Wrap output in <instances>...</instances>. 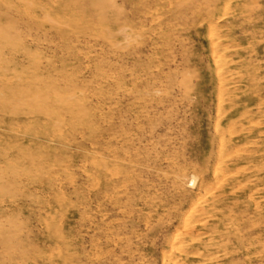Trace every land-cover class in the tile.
Listing matches in <instances>:
<instances>
[{"label": "rangeland", "instance_id": "obj_1", "mask_svg": "<svg viewBox=\"0 0 264 264\" xmlns=\"http://www.w3.org/2000/svg\"><path fill=\"white\" fill-rule=\"evenodd\" d=\"M245 1L0 0V264H264V0Z\"/></svg>", "mask_w": 264, "mask_h": 264}, {"label": "bare ground", "instance_id": "obj_2", "mask_svg": "<svg viewBox=\"0 0 264 264\" xmlns=\"http://www.w3.org/2000/svg\"><path fill=\"white\" fill-rule=\"evenodd\" d=\"M69 1H70V0H69ZM73 1L75 2V0H73ZM92 1H93V0H92ZM143 1H144V0H143ZM161 1H162V0H161ZM174 1H175V0H174ZM190 1H191V0H190ZM244 1H245V0H244ZM247 1H249V0H247ZM256 1H257V0H256ZM64 2H65V1H64ZM67 2H68V1H67ZM163 2H164V1H163ZM219 2H220V1H219ZM245 2H246V1H245ZM98 3H99V2H98ZM169 3H171L170 0H169ZM174 3H175V2H174ZM187 3H188V2H187ZM249 3H250V1H249ZM249 3H248V4H249ZM258 3H259V1H258ZM77 4H79V3H77ZM219 4H220V3H219ZM256 4H257V3H256ZM134 5H135V4H134ZM161 5H162V4H161ZM161 5H160V6H161ZM173 5H174V4H173ZM173 5H172V6H173ZM186 5H187V4H186ZM203 5H204V4H203ZM217 5H218V4H217ZM227 5H229V4H227ZM227 5H225V6H227ZM243 5H245V4H243ZM249 5H250V4H249ZM77 6H78V5H77ZM163 6H165V5H163ZM183 6H185V5H183ZM240 6H241V5H240ZM255 6H256V5H255ZM62 7H63V6H62ZM202 7H203V6H202ZM227 7H228V6H227ZM238 7H239V5H238ZM238 7H236L237 10H238ZM241 7H242V6H241ZM166 8H167V7H166ZM239 8H240V7H239ZM247 8H248V7H247ZM155 9H156V8H155ZM202 9H204V8H202ZM202 9H201V12H202ZM207 9H208V8H207ZM207 9H206V10H207ZM226 9H230V8H226ZM226 9H225V10H226ZM251 9H252V8H251ZM185 10H186V9H185ZM190 10H192V9H190ZM206 10H205V11H206ZM62 11H63V10H62ZM153 11H154V10H153ZM155 11H156V10H155ZM177 11H178V10H177ZM182 11H183V10H182ZM195 11H196V10H195ZM255 11H256V10H255ZM257 11H258V10H257ZM259 11H261V10H259ZM156 12H157V11H156ZM215 12H216V11H215ZM237 12H238V11H237ZM250 12H251V11H250ZM253 12H254V10H253ZM153 13H154V12H153ZM170 13H171V12H170ZM174 13H176V12H174ZM184 13H185V11H184ZM195 13H196V12H195ZM203 13H204V12H203ZM203 13H202V14H203ZM207 13H208V12H206V14H207ZM212 13H213V12H212ZM247 13H248V12H247ZM247 13H246V14H247ZM254 13H255V12H254ZM254 13H253V14H254ZM150 14H151V13H150ZM154 14H155V13H154ZM156 14H157V13H156ZM166 14H167V13H166ZM186 14H187V13H186ZM188 14H189V13H188ZM197 14H198V10H197ZM199 14L202 15L201 13H199ZM208 14H209V13H208ZM208 14H207V15H208ZM249 14H250V13H249ZM253 14H252V15H253ZM167 15H168V14H167ZM172 15H174V14H172ZM183 15H184V14H183ZM193 15H194V14H193ZM204 15H205V14H204ZM211 15H212V14H211ZM237 15H238V14H237ZM259 15H263V16H264L263 13H261V14H259ZM149 16H150V15H149ZM168 16H169V15H168ZM186 16H187V15H186ZM186 16H185V17H186ZM189 16H190V15H189ZM197 16H198V15H197ZM208 16H209V15H208ZM225 16H226V15H225ZM229 16H230V15H229ZM257 16H258V15H257ZM257 16H255V18H256ZM157 17H159V16H157ZM164 17H165V15H164ZM172 17H173V16H172ZM187 17H188V16H187ZM226 17H227V16H226ZM251 17H252V16H251ZM223 18H224V17H223ZM239 18H240V17H239ZM260 18H261V17H260ZM260 18H259V19H260ZM152 19L154 20V18H152ZM156 19H157V18H156ZM176 19H177V18H176ZM189 19H190V18H189ZM198 19H199V17H198ZM218 19H219V18H218ZM236 19H237V18H236ZM262 19H263V18H261V20H262ZM158 20H159V19H158ZM170 20H172V19H170ZM170 20H169V21H170ZM214 20H215V19H214ZM234 20H235V19H234ZM244 20H245V19H244ZM251 20H252V19H251ZM255 20H256V19H255ZM177 21H178V20H177ZM192 21H193V20H192ZM236 21L238 22V19H237ZM249 21H250V20H249ZM252 21H253V20H252ZM259 21H260V20H259ZM155 22H157V21H155ZM162 22H163V21H162ZM167 22H168V21H167ZM171 22L173 23V21H171ZM181 22H186V21H181ZM217 22H218V21H217ZM225 22H226V21H225ZM241 22H242V21H241ZM250 22H251V21H250ZM263 22H264V21H263ZM160 23H161V22H160ZM160 23H159V25H160ZM163 23H165V22H163ZM172 23H171V24H172ZM177 23H179V22H177ZM187 23H188V22H187ZM234 23H235V22H234ZM238 23H239V22H238ZM242 23H244V22H242ZM140 24H142V23L140 22ZM145 24L147 25V23H145ZM156 24H157V23H156ZM156 24H155V25H156ZM171 24H170V25H171ZM199 24L201 25L202 23H199ZM199 24H198V25H199ZM224 24H225V23H224ZM224 24H223V26H224ZM230 24H232V23L230 22ZM235 24H236V23H235ZM240 24H241V23H240ZM133 25H134V23H133ZM136 25H137V24H136ZM142 25H143V24H142ZM163 25H164V24H163ZM167 25H168V24H167ZM187 25H188V24H187ZM192 25H193V24H192ZM204 25H205V24H204ZM227 25H228V24H227ZM246 25H248V24H246ZM254 25L260 27V25H256V24H254ZM261 25H262V24H261ZM128 26H129V25H128ZM134 26H135V25H134ZM134 26H133V28H134ZM147 26H148V25H147ZM149 26H150V25H149ZM173 26H175V25H173ZM173 26H171V27L173 28ZM210 26H212V25H210ZM221 26H222V25H221ZM231 26H232V25H231ZM231 26H230V27H231ZM234 26H236V25H234ZM150 27H151V26H150ZM166 27H168V26H166ZM185 27H186V26H185ZM214 27H216V26L214 25ZM214 27L212 26V28H214ZM247 27H248V26H247ZM127 28H128V27H127ZM129 28H130L131 30H133L131 27H129ZM136 28H137V27H136ZM145 28H146V27H145ZM183 28H184V27H183ZM188 28H189V27H188ZM188 28H187V29H188ZM227 28H228V27H227ZM232 28H233V26H232ZM242 28H243V27H242ZM262 28H263V26H262ZM137 29H138V28H137ZM156 29H157V28H156ZM159 29H160V28H159ZM164 29H165V28H164ZM181 29H182V28H181ZM209 29H210V28H209ZM259 29H260V28H259ZM127 30H128V29H127ZM160 30H161V29H160ZM168 30H169V29H168ZM183 30H184V29H183ZM189 30H190V29H189ZM210 30H211V29H210ZM245 30H246V29H245ZM247 30H249V29H247ZM253 30H254V29H253ZM143 31H144V30H143ZM155 31H156V30H154V32H155ZM190 31H191V30H190ZM250 31H251V30H250ZM255 31H256V30H255ZM258 31H259V30H258ZM262 31H263V30H262ZM131 32H132V31H131ZM131 32H130V33H131ZM134 32H135V31H134ZM210 32H211V31H210ZM210 32H209V33H210ZM227 32H228V31H227ZM135 33H136V32H135ZM176 33H178V32H176ZM189 33H190V32H189ZM211 33H212V32H211ZM213 33H214V32H213ZM240 33H241V32H240ZM164 34H168V36H170V35H169V32H168V33H164ZM174 34H175V32H174ZM214 34H215V33H214ZM257 34H258V33H257ZM133 35H135V34H133ZM133 35H132V36H133ZM137 35H138V34H136V36H137ZM156 35H157V34H156ZM159 35H160V33H159ZM220 35H221V34H220ZM230 35H231V34H230ZM236 35H237V34H236ZM243 35H244V34H243ZM129 36H130V35H129ZM174 36H175V35H174ZM182 36H185V35L183 34ZM201 36H202V35H201ZM201 36H200V37H201ZM212 36H213V35H212ZM133 37L135 38V36H133ZM156 37H157V36H156ZM166 37H167V36H166ZM177 37H178V36H177ZM192 37H194V36H192ZM202 37H204V36H202ZM209 37H211V36H209ZM231 37H233V36H231ZM262 37H263V36H262ZM148 38H149V36H148ZM148 38H147V39H148ZM170 38H172V37H170ZM179 38H180V37H179ZM190 38H191V37H190ZM195 38H196V37H195ZM195 38H194V39H195ZM211 38H212V37H211ZM239 38H240V37H239ZM126 39H127V38H126ZM140 39H141V38H140ZM149 39H150V38H149ZM180 39H181V38H180ZM237 39H238V38H237ZM242 39L245 40L246 38H245V39L242 38ZM150 40H151V39H150ZM155 40H156V38H155ZM166 40H167V39H166ZM177 40H178V38H177ZM190 40H191V39H190ZM196 40H197V38H196ZM260 40H261V39H260ZM263 40H264V39H263ZM171 41H172V40H171ZM238 41H239V40H238ZM261 41H262V40H261ZM147 42H148V41H147ZM162 42L164 43V41H162ZM167 42H168V41H167ZM194 42H195V41H194ZM148 43H149V42H148ZM203 43H204V42H203ZM214 43H215V41H214ZM214 43H213V44H214ZM216 43H217V42H216ZM218 43H219V42H218ZM253 43H254V42H253ZM260 44H262V43H260ZM260 44H259V46H263V45H260ZM151 45H152V44H151ZM211 45H212V43H211ZM214 45H215V44H214ZM214 45H213V46H214ZM199 46H200V44H199ZM209 46H210V45H209ZM140 47H141V46H140ZM140 47H139L138 49H140ZM146 47H147V46H146ZM177 47H178V46H177ZM200 47H201V46H200ZM230 47H231V46H230ZM238 47H239V46H238ZM147 48H149V47H147ZM151 48H152V47H151ZM195 48H196V47H195ZM203 48H204V47H203ZM212 48H213V47H212ZM155 49H156V48H155ZM198 49H199V48H198ZM240 49H241V48H240ZM258 49H259V48H258ZM149 50H150V49H149ZM212 50H213V49H212ZM255 50H256V49H255ZM259 50H260V49H259ZM132 51H133V50H132ZM139 51H140V50H139ZM144 51H145V50H144ZM152 51H154L153 48H152ZM176 51L178 52V50H176ZM176 51H175V52H176ZM181 51H182V50H181ZM214 51H216V50H214ZM214 51H213V53H214ZM244 51H245V50H244ZM149 52H151V51H149ZM149 52H148V53H149ZM155 52H156V51H155ZM166 52H167V51H166ZM193 52H194V50H193ZM241 52H242V51H241ZM246 52H247V51H246ZM164 53H165V52H164ZM167 53H169V52H167ZM167 53H166V54H167ZM180 53H181V52H180ZM213 53H212V57H214V56H213V55H214ZM238 53H239V52H238ZM259 53H260V51H259ZM155 54H156V53H155ZM234 54H236V53H234ZM250 54H253V53H250ZM250 54H249V55H250ZM174 55H175V53H174ZM180 55H181V54H180ZM193 55H194V54H193ZM197 55H198V53H197ZM197 55H196V56H197ZM222 55H223V52H222ZM231 55H232V54H231ZM236 55H237V54H236ZM239 55H240V54H239ZM245 55H246V54H245ZM257 55H259V54H257ZM167 56H169V55H167ZM200 56H201V54H200ZM220 56H221V55H220ZM228 56H229V55H228ZM240 56H241V55H240ZM254 56H255V55H253V57H254ZM157 57H158V56H157ZM179 57H180V56H179ZM179 57H178V58H179ZM194 57H195V56H194ZM210 57H211V56H210ZM218 57H219V56H218ZM245 57H246V56H245ZM153 58H154V57H153ZM200 58H201V57H200ZM214 58H215V57H214ZM238 58H239V57H238ZM256 58H257V57H256ZM151 59H152V58H151ZM194 59H195V58H194ZM233 59H234V58H233ZM241 59H242V58H241ZM241 59H240V60H241ZM254 59H255V58H254ZM138 60H139V58H138ZM141 60H142V59H141ZM143 60H145V58H144ZM143 60H142V61H143ZM149 60H150V59H149ZM177 60H178V59H177ZM179 60H180V59H179ZM214 60H215V59H214ZM250 60H252V58H251ZM258 60H259V59H258ZM262 60H263V58H262ZM262 60H260V61H262ZM167 61H168V60H167ZM237 61H238V59H237ZM131 62H132V60H131ZM156 62H157V61H156ZM162 62H163V61H162ZM193 62H194V61H193ZM196 62H201V61H196ZM214 62L216 63V61H214ZM256 62H258V61H256ZM165 63H166V61H165ZM218 63H219V62H218ZM238 63H239V62H238ZM262 63L264 64V62H262ZM133 64H134V63H133ZM146 64H147V63H146ZM161 64H162V63H161ZM194 64H195V63H194ZM194 64H193V65H194ZM200 64H201V63H200ZM243 64H244V63H243ZM246 64L249 66L251 63H250V64H249V63H246ZM258 64H259V63H257L256 65H258ZM162 65H163V64H162ZM170 65H171V64H170ZM191 65H192V64H191ZM197 65H198V64H197ZM259 65H260V64H259ZM140 66H141V65H140ZM145 66H146V65H145ZM208 66H209V65H208ZM232 66H233V64H232ZM262 66H263V65H262ZM136 67H137V66H136ZM156 67H157V66H156ZM191 67L193 68V66H191ZM201 67H202V66H201ZM243 67H244V66H243ZM260 67H261V66H260ZM137 68H138V67H137ZM141 68H143V67H141ZM146 68H147V67H146ZM196 68H197V67H196ZM209 68H210V67H209ZM233 68H234V67H233ZM170 69H172V67H171ZM180 69H181V68H180ZM219 69H221V67H219ZM219 69H218V72L220 71ZM230 69H231V68H230ZM242 69H243V68H242ZM246 69H248V68H246ZM249 69H250V68H249ZM254 69H255V67H254ZM257 69H260V68H257ZM263 69H264V67H263ZM143 70H145V69H143ZM152 70H153V69H152ZM200 70H202V69H200ZM203 70H204V69H203ZM235 70H236V69H235ZM252 70H253V69H252ZM156 71H157V70H156ZM205 71H206V70H205ZM228 71H229V70H228ZM253 71H254V70H253ZM253 71H252V72H253ZM128 72H129V71H128ZM138 72H139V71H137V73H138ZM141 72H142V71H141ZM141 72H140V73H141ZM188 72H189V71H188ZM242 72H244V71L242 70ZM254 72H255V71H254ZM256 72H257V71H256ZM140 73H138V74H140ZM147 73H148V71H147ZM155 73H156V72H155ZM160 73H162V72H160ZM205 73H207V72H205ZM244 73H246V72H244ZM209 74H210V73H209ZM174 75H175V74H174ZM217 75H218V74H217ZM248 75H249V74H248ZM200 76H201V75H200ZM256 76H258V75H256ZM256 76H254V77H256ZM250 77H251V76H250ZM262 77H263V76H262ZM262 77H261V78H262ZM171 78H173V77L171 76ZM171 78H170V79H171ZM232 78H234V77L232 76ZM248 78H249V77H248ZM196 79H197V78H196ZM206 79H207V78H206ZM212 79H213V77H212ZM251 79H252V78H251ZM254 79H255V78H254ZM254 79H253V81H255ZM139 80H140V79H139ZM256 80H257V79H256ZM130 81H131V80H130ZM130 81H129V82H130ZM149 81H150V80H149ZM173 81H174V80H173ZM173 81H172L171 84H173ZM196 81H197V80H196ZM199 81H200V80H199ZM240 81H241V80H240ZM246 81H247V79H246ZM132 82H133V80H132ZM244 82H245V81H244ZM133 83H134V82H133ZM165 83H166V82H165ZM193 83H195V82L193 81ZM196 83H197V82H196ZM199 83H200V82H199ZM199 83H198V85H199ZM203 83H204V82H203ZM203 83H202V84H203ZM249 83H251V82H249ZM259 83H260V82H259ZM261 83H262V81H261ZM190 84H191V83H190ZM225 84H226V83H225ZM133 85H134V84H133ZM173 85H174V84H173ZM212 85H213V84H212ZM246 85H247V84H246ZM140 86H141V85H140ZM142 86H143V85H142ZM171 86H172V85H171ZM175 86H176V85H175ZM193 86H195V85H193ZM193 86H192V87H193ZM218 86H220V85L218 84ZM256 86H257V85H256ZM258 86H259V85H258ZM261 87H262V86H261ZM134 88H135V87H134ZM221 88H222V87H221ZM255 88H256V87H255ZM190 89H191V88H190ZM196 89H197V87H196ZM196 89H195V90H196ZM198 89H201V88H198ZM209 89H210V88H209ZM175 90H176V89H175ZM253 90H254V89H253ZM159 91H160V90H159ZM257 91H259V90H257ZM200 92H201V90H200ZM204 92H205V91H204ZM218 92H219V90H218ZM243 92H245V91H243ZM243 92H241V93H243ZM249 92H250V90H249ZM191 93H192V92H191ZM198 93H199V92H198ZM206 93H207V92H206ZM220 93H221V92H220ZM220 93H219V94H220ZM245 93H246V92H245ZM140 94H141V93H140ZM145 95H146V94H145ZM148 95H149V94H148ZM233 95H234V94H233ZM237 95H238V94H237ZM239 95H240V94H239ZM162 96H163V95H162ZM195 96H196V95H195ZM221 96H222V95H221ZM240 96H241V95H240ZM157 97H158V95H157ZM160 97H161V96H160ZM196 97H197V96H196ZM219 97H220V95H219ZM219 97H218V98H219ZM250 97H251V96H250ZM213 98H214V97H213ZM251 98H252V97H251ZM131 99H133V98H131ZM168 99H169V98H168ZM168 99H167V100H168ZM198 99H199V97H198ZM202 99H203V98H202ZM158 100H159V99H158ZM220 100H221V99H220ZM220 100H218V101H220ZM242 100H243V98H242ZM242 100H240V101H242ZM246 100H248V99L246 98ZM250 100H251V99H250ZM252 100H253V98H252ZM178 101H179V100H178ZM185 101H187V100H185ZM244 101H245V100H244ZM129 102H130V100H129ZM133 102H134V101H133ZM172 102H173V101H172ZM203 102H204V101H203ZM203 102H202V103H203ZM234 102H235V101H234ZM242 102H243V101H242ZM194 103H195V102H194ZM198 103H199V102H198ZM217 103H218V102H217ZM222 103H223V102H222ZM129 104H130V103H129ZM154 104H155V103H154ZM171 104H172V103H171ZM239 104H240V103H239ZM148 105H149V104H148ZM167 105H168V104H167ZM179 105H180V104H179ZM202 105H203V104H202ZM236 105H237V104H236ZM245 105H247V103H246ZM245 105H244V106H245ZM175 106H176V105H175ZM209 106H210V105H209ZM217 106H220V104L217 105ZM240 106L242 107V105H240ZM247 106H248V105H247ZM253 106H254V105H253ZM151 107H152V106H151ZM173 107H174V106H173ZM182 107H183V106H182ZM185 107H186V106H185ZM185 107H183V108H185ZM245 107H246V106H245ZM212 108H213V106H212ZM219 108H220V107H219ZM219 108H217V110H218ZM237 108H238V107H237ZM237 108L235 107V109H237ZM162 109H163V107H162ZM177 110H178V109H177ZM179 110H180V108H179ZM196 110H197V109H195V111H196ZM198 110H199V109H198ZM207 110H208V109H207ZM208 111H209V110H208ZM218 111H219V110H218ZM258 111H259V110H258ZM154 112H155V114H156V111H154ZM177 112H178V111H177ZM190 112H191V111H190ZM190 112H189V113H190ZM193 112H194V111H193ZM216 113H217V112H216ZM193 114H194V113H193ZM214 114H215V113H214ZM218 114H219V113H218ZM218 114H217V115H218ZM227 115H228V114H226V116H227ZM157 116H158V115H157ZM189 116H190V115H189ZM206 116H207V115H206ZM209 116H210V115H209ZM213 116H215V115H213ZM226 116H225V117H226ZM207 117H208V116H207ZM219 117H220V116H219ZM200 118H201V117H200ZM216 118H217V117H216ZM195 119H196V118H195ZM211 119H212V118H211ZM191 120H192V119H191ZM210 121H211V120H210ZM213 121H214V120H213ZM259 121H260V120H259ZM205 122H206V120H205ZM254 122H255V121H254ZM216 123H217V122H216ZM216 123H215V124H216ZM252 123H253V122H252ZM255 123H257V121H256ZM203 125H204V127H205V124H203ZM237 125H238V124H237ZM220 126H221V125H220ZM222 127H223V126H222ZM202 128H203V127H202ZM212 128H216V126H215V127H212ZM224 128H225V127H224ZM199 129H200V128H199ZM210 129H211V128H210ZM220 129H221V128H220ZM220 133H221V132H220ZM208 134H209V133H208ZM207 136H208V135H207ZM210 136H211V135H210ZM212 137H213V136H212ZM221 138H222V137H221ZM202 139H203V138H202ZM255 139H256V138H255ZM231 140H232V139H231ZM198 141H199V140H198ZM230 142H231V141H230ZM208 143H209V142H208ZM211 143H212V142H211ZM215 143H216V141H215ZM219 143H220V142H219ZM199 144H200V143H199ZM201 144H202V143H201ZM206 144H207V143H206ZM221 144H222V143H221ZM144 146H145V145H144ZM243 146H244V145H243ZM247 146H248V145H247ZM209 147H210V146H209ZM212 147H213V146H212ZM244 147H245V146H244ZM213 148H215V147H213ZM237 148H238V147H237ZM242 148H243V147H242ZM240 149H241V148H240ZM216 150H217V149H216ZM242 150H243V149H242ZM262 150H263V149H262ZM262 150H261V151H262ZM205 151H206V150H205ZM231 151H232V150H231ZM203 152H204V151H203ZM240 152H241V151H240ZM139 153H140V152H139ZM205 153H206V152H205ZM215 153H216V152H215ZM242 153H243V151H242ZM260 153H261V152H260ZM263 153H264V152H263ZM256 154H257V153H256ZM256 154L253 153V155H256ZM190 156H192V155H190ZM190 156H189V157H190ZM217 156H218V155H217ZM238 156H240V154L237 155V157H238ZM243 156H244V155H243ZM219 157H220V156H219ZM235 157H236V156H235ZM256 157H257V156H256ZM259 157H260V156H259ZM239 158H240V157H239ZM263 158H264V157L262 156V159H263ZM159 159H160V158H159ZM216 159H217V158H216ZM220 159H221V158H220ZM231 159H232V158H231ZM241 159H242V158H241ZM255 159H256V158H255ZM258 159L260 160L261 158H258ZM178 160H179V159H178ZM186 160H187V159H186ZM229 160H230V159H229ZM259 160H258V161H259ZM164 161H165V159H164ZM164 161H163V162H164ZM174 161H175V160H174ZM102 162H103V161H102ZM183 162H184V161H183ZM206 162H207V160H206ZM217 162L219 163L220 161H217ZM244 162H245V161H244ZM249 162H250V161H249ZM255 162H256V161H255ZM189 163H190V162H189ZM227 163H228V162H227ZM234 163H235V162H234ZM236 163H237V161H236ZM246 163L248 164L247 161H246ZM256 163H257V162H256ZM256 163H255V164H256ZM178 164H180V163H178ZM186 164H187V163H186ZM212 164H213V163H212ZM228 164H229V163H228ZM228 164H227V165H228ZM232 164H233V162H232ZM238 164H239V163H238ZM249 164H250V163H249ZM249 164H248V165H249ZM158 165H159V164H158ZM161 165H162V163H161ZM163 165H164V163H163ZM163 165H162V166H163ZM190 165H191V163H190ZM217 165H218V164H217ZM243 165H245V164H243ZM253 165H254V164H253ZM257 165H258V164H257ZM257 165H256V166H257ZM140 166H144V165L142 164V165H140ZM176 166H177V165H176ZM182 166H184V165H182ZM212 166H213V165H212ZM214 166H216V165H214ZM104 167H105V166H104ZM145 167H146V166H145ZM189 167H190V166H189ZM262 167H263V165H262ZM146 168H147V167H146ZM173 168H174V166H173ZM175 168H176V167H175ZM182 168H183V167H182ZM148 169H149V168H148ZM178 169H179V168H178ZM178 169H176V170H177V171H176L177 173H178ZM186 169H187V168H186ZM192 169H193V168H192ZM209 169H210V168H209ZM211 169H212V168H211ZM233 169H234V168H233ZM236 169H237V168H236ZM259 169H260V168H259ZM261 169H262V168H261ZM156 170H157V169H156ZM158 170H161V169H158ZM179 170H180V169H179ZM217 170H218V169H217ZM217 170H216V171H217ZM162 171H163V170H162ZM187 171H191V170H187ZM194 171H195V170H194ZM210 171H211V170H210ZM220 171H221V170H220ZM223 171H224V170H223ZM225 171H226V170H225ZM142 172H143V171H142ZM248 172H249V171H248ZM263 172H264V171H263ZM135 173H136V172H135ZM143 173H144V172H143ZM143 173H141V175H142ZM145 173H146V172H145ZM160 173H162V172L160 171ZM177 173H176V174H177ZM194 173H195V172H194ZM194 173H193L194 176L197 175L196 173H195V174H194ZM207 173H208V172H207ZM210 173H211V172H210ZM212 173H213V172H212ZM216 173H217V172H216ZM221 173H222V171H221ZM228 173H229V172H228ZM241 173H242V169H241ZM255 173H257V172H255ZM259 173H260V171H259ZM81 174H82V173H81ZM88 174H89V173H88ZM176 174H175V176H176ZM186 174H187V173H186ZM190 174H191V173H190ZM243 174H244V173H243ZM246 174H247V173H246ZM251 174H252V173H251ZM83 175H84V174H83ZM157 175H158V174H157ZM162 175H163V174H162ZM191 175H192V174H191ZM200 175H201V174H200ZM215 175H216V174H215ZM240 175H242V174H240ZM262 175H263V174H262ZM136 176H137V175H136ZM194 176H193V177H194ZM198 176H199V175H198ZM198 176H197V177L195 176V177L198 178ZM257 176H258V175H257ZM147 177H148V176H147ZM176 177H177V176H176ZM176 177H174V178H176ZM199 177H200V176H199ZM203 177H204V176H203ZM203 177H202V179H203ZM212 177H213V176H212ZM242 177H243V176H242ZM246 177H247V176H246ZM140 178H141V177H140ZM177 178H178V177H177ZM177 178H176V179H177ZM181 178H182V177H181ZM185 178H186V176H185ZM190 178H191V176H190ZM190 178H189V179H190ZM236 178H237V177H236ZM247 178H248V177H247ZM23 179H24V178H23ZM135 179H136V177H135ZM160 179H161V178H160ZM182 179H183V178H182ZM191 179H192V178H191ZM194 179H195V178H193V180H192L193 182H194ZM208 179H209V178H208ZM213 179H214V178H213ZM232 179H233V178H232ZM238 179H239V178H238ZM105 180H106V179H105ZM107 180H108V179H107ZM195 180H196V179H195ZM215 180H218V179H215ZM215 180H214V181H215ZM222 180H224V179H222ZM240 180H241V179H240ZM78 181H79V180H78ZM82 181H83V180H81V182H82ZM96 181H97V180H96ZM121 181H122V180H121ZM124 181H125V180H124ZM138 181H139V180H138ZM140 181H141V180H140ZM151 181H152V180H151ZM166 181H167V180H166ZM180 181L182 182V180H180ZM192 181H191V183H192ZM91 182H92V180H91ZM174 182H175V181H174ZM188 182H189V181H188ZM205 182H206V181H205ZM207 182H208V181H207ZM216 182H217V181H216ZM253 182H254V181H253ZM256 182L258 183V181H256ZM263 182H264V181H263ZM85 183H86V181H85ZM92 183H93V182H92ZM134 183H135V182H134ZM159 183H160V182H159ZM168 183H169V182H168ZM175 183H177V182H175ZM175 183H174V184H175ZM178 183H179V181H178ZM223 183H224V182H223ZM234 183H235V182H234ZM245 183H246V181H245ZM251 183H252V182H251ZM97 184H98V183H97ZM152 184H153V183H152ZM201 184H202V183H201ZM203 184H204V183H203ZM225 184H226V183H225ZM262 184H264V183H262ZM81 185H82V184H81ZM91 185H92V184H91ZM142 185H143V184H142ZM154 185H157V184H154ZM160 185H161V184H160ZM179 185H182V184L179 183ZM179 185H178V186H179ZM194 185H195V184H194ZM204 185H205V184H204ZM241 185H242V184H241ZM95 186H96V185H95ZM195 186H196V185H195ZM205 186H206V185H205ZM205 186H203V188H204ZM207 186H208V185H207ZM212 186H213V185H212ZM228 186H229V184H228ZM242 186H243V185H242ZM257 186H258V184H257ZM263 186H264V185H263ZM140 187H141V186H140ZM145 187H146V186H145ZM164 187H165V186H164ZM196 187H197V186H196ZM213 187H216V186H213ZM230 187H231V186H230ZM85 188H88V187H85ZM93 188H94V185H93ZM93 188H92V189H93ZM96 188H97V187H96ZM158 188H159V187H158ZM222 188H223V187H222ZM243 188H244V187H243ZM105 189L107 190L108 188H105ZM159 189H160V188H159ZM185 189H186V188H185ZM197 189H198V187H197ZM258 189H260V188L258 187ZM263 189H264V188H263ZM82 190H83V189H82ZM88 190H89V189H88ZM113 190H114V189H113ZM113 190H112V192H113ZM134 190H135V189H134ZM181 190H182V189H181ZM213 190H214V189H213ZM222 190H223V189H222ZM132 191H133V190H132ZM179 191H180V190H179ZM205 191H206V190H205ZM205 191H204V192H205ZM214 191H215V190H214ZM214 191H213V192H214ZM223 191H225V190H223ZM180 192H181V191H180ZM182 192H183V191H182ZM210 192H211V191H210ZM225 192H226V191H225ZM90 193H91V192H90ZM90 193H89V194H90ZM116 193H117V192H116ZM154 193H155V192H154ZM184 193H185V192H184ZM217 193H218V192H217ZM108 194H109V193H108ZM120 194H121V193H120ZM122 194H124V193H122ZM214 194H215V192H214ZM87 195H88V194H87ZM92 195H93V194H92ZM100 195H101V194H100ZM234 195H235V194H234ZM237 195H238V194H237ZM240 195H241V194H240ZM259 195H263V194H259ZM104 196H106V195H104ZM117 196H118V195H117ZM137 196H138V195H137ZM223 196H224V195H223ZM229 196H230V195H229ZM231 196H232V195H231ZM242 196H244V195H242ZM242 196H241V198H242ZM257 196H258V195H257ZM80 197H82V196H80ZM86 197H87V196H86ZM88 197H89V196H88ZM90 197H91V196H90ZM111 197H113L112 194H111ZM111 197H110V198H111ZM148 197H150V196H148ZM189 197H190V196H189ZM200 197H201V196H200ZM232 197H233V196H232ZM84 198H85V197H84ZM94 198H95V197H94ZM94 198H93V199H94ZM151 198H152V197H151ZM201 199H202V197H201ZM226 199H227V198H226ZM248 199H249V198H248ZM102 200H103V199H102ZM144 200H145V199H144ZM198 200H200V199H198ZM202 200H203V199H202ZM239 200H240V199H239ZM239 200H238L237 202H240ZM250 200H251V199H250ZM79 201L82 202L83 200L80 199ZM109 201H110V200H109ZM248 201H249V200H248ZM251 201H254V200H251ZM99 202H100V201H99ZM106 202H108V201H106ZM184 202H185V200L183 201V203H184ZM187 202H188V201H187ZM189 202H190V201H189ZM230 202H231V201H229V203H230ZM234 202H235V201H234ZM237 202H236V203H237ZM245 202H246V201H245ZM254 202H256V200H255ZM78 203H79V202H78ZM92 203H93V202H92ZM92 203H91V204H92ZM95 203H96V202H95ZM111 203H113V202L111 201ZM116 203H117V202H116ZM120 203H121V202H120ZM138 203H139V202H138ZM157 203H158V202H157ZM160 203H161V202H160ZM196 203H198V202H196ZM249 203H251V206H252V202H249ZM80 204H81V203H80ZM100 204H101V203H100ZM100 204H99V206H100ZM133 204H134V203H133ZM135 204H136V203H135ZM194 204H195V203H194ZM107 205H108V204H107ZM107 205H106V206H107ZM111 205H112V204H111ZM114 205H115V204H113V206H114ZM117 205H118V204H117ZM124 205H125V204H124ZM161 205H162V204H161ZM161 205H160V206H161ZM218 205H219V204H218ZM238 205H239V203H238ZM261 205H262V204H261ZM261 205H260V206H261ZM109 206H110V204H109ZM141 206H142V205H141ZM164 206H165V205H163V207H164ZM235 206H236V205H235ZM239 206H240V205H239ZM245 206H247V205L245 204ZM249 206H250V205H249ZM97 207H98V205H97ZM97 207H96V208H97ZM102 207H103V206H102ZM148 207H149V206H148ZM181 207H182V206H181ZM240 207H241V206H240ZM240 207H239V208H240ZM255 207H256V205H255ZM263 207H264V206H263ZM94 208H95V207H94ZM94 208H93V209H94ZM99 208H100V207H99ZM164 208H165V207H164ZM221 208H222V206H221ZM224 208H225V206H224ZM258 208H259V207H258ZM79 209H81V208H79ZM82 209H83V208H82ZM93 209H92V210H93ZM101 209H103V208H101ZM107 209H108V208H107ZM109 209H110V207H109ZM160 209H161V207H160ZM218 209H219V208H217L216 210H218ZM233 209H234V208H233ZM243 209H244V207H242V210H243ZM255 209H256V208H255ZM94 210H95V209H94ZM98 210H99V209H98ZM140 210H141V209H140ZM195 210H196V209H195ZM219 210H221V209H219ZM235 210H237L236 207H235ZM253 210H254V209H253ZM99 211H100V210H99ZM102 211L104 212V210H102ZM106 211H107V210H106ZM122 211H123V209H122ZM125 211H126V210H125ZM128 211H130V210H128ZM144 211H145V209H144ZM159 211H160V210H159ZM171 211H172V210H171ZM249 211H251V210H248L247 212H249ZM260 211H261V209H260ZM263 211H264V210H262V212H263ZM126 212H127V211H126ZM151 212H152V209H151ZM151 212H150V213H151ZM156 212H157V211H156ZM224 212H225V211H224ZM224 212H223V213H224ZM227 212H228V211H227ZM253 212H254V211H253ZM255 212L257 213V211H255ZM79 213H80V212H79ZM107 213H108V212H107ZM115 213H116V212H115ZM130 213H131V212H130ZM130 213L126 214V216L130 215ZM132 213H133V212H132ZM136 213H137V212H136ZM160 213H161V212H160ZM163 213H164V212H163ZM163 213H161V214L163 215ZM189 213H190V212H189ZM215 213H216V212H215ZM217 213H218V211H217ZM221 213H222V212H221ZM221 213H220V215H221ZM225 213H226V212H225ZM236 213H237V212H236ZM236 213H235V216H236ZM249 213H250V212H249ZM88 214H89V213H88ZM112 214H113V213H112ZM112 214H111V215H112ZM116 214L118 215V213H116ZM121 214H122V213H121ZM246 214H247V213H246ZM85 215H86V214H85ZM89 215H91V214H89ZM106 215H107V214H106ZM111 215L109 214V216H111ZM144 215H145V214H144ZM147 215H148V214H147ZM211 215H213V214H211ZM214 215H215V214H214ZM241 215H242V214H241ZM241 215H240V216H241ZM244 215H245V214H244ZM247 215H248V214H247ZM257 215H258V214H257ZM263 215H264V213H263ZM78 216H79V215H78ZM104 216H105V215H104ZM139 216H141V215H139ZM145 216H146V215H145ZM157 216H159V215H157ZM186 216H188V215H186ZM221 216H222V215H221ZM221 216H220V217H221ZM232 216H234V213H233ZM237 216H238V215H237ZM242 216H243V215H242ZM245 216H246V215H245ZM249 216L251 217L252 214L249 215ZM249 216H248V217H249ZM253 216H254V215H253ZM80 217H81V215H80ZM87 217H88V216H87ZM95 217H97V215H96ZM95 217H93V218L95 219ZM147 217H148V216H147ZM152 217H153V216L151 215V218H152ZM224 217H225V216H224ZM224 217H223V219H224ZM227 217H228V216H227ZM238 217H239V216H238ZM248 217H247V218H248ZM256 217H257V216H256ZM258 217H259V216H258ZM260 217H261V216H260ZM104 218H105V217H104ZM113 218H114V217H113ZM148 218H149V217H148ZM148 218H147V219H148ZM151 218H149V219H151ZM156 218H157V217H156ZM161 218H163V217L161 216ZM229 218H230V217H229ZM239 218H240V217H239ZM239 218H238V219H239ZM252 218L254 219V217H252ZM79 219H81V218H79ZM100 219H101V217H100ZM147 219H146V220H147ZM152 219H153V218H152ZM157 219H158V218H157ZM184 219H185V218H184ZM186 219H187V218H186ZM219 219H220V218H219ZM232 219H233V217H232ZM243 219H244V218H243ZM243 219H242V221H244ZM84 220H85V219H84ZM106 220H107V219H106ZM110 220H111V222H112V218H111ZM117 220H118V219H117ZM119 220H121V218H120ZM139 220H140V219H139ZM143 220H144V218H143ZM143 220H142V221H143ZM159 220H160V219H159ZM221 220H222V219H221ZM221 220H220V221H221ZM228 220H231V219H228ZM258 220H262V219H258ZM258 220H257V221H258ZM152 221H153V220H152ZM206 221H208V219H207ZM222 221H223V220H222ZM224 221H225V220H224ZM224 221H223V222H224ZM239 221H240V220L236 221V223L239 222ZM246 221H248V220H246ZM89 222H90V218H89ZM95 222H96V221H95ZM131 222H132V221H131ZM136 222H137V221H136ZM139 222H140V221H139ZM154 222H155V220H154ZM204 222H205V221H204ZM208 222H209V221H208ZM226 222H227V221H226ZM234 222H235V221H234ZM251 222H252V221H251ZM259 222H260V221H259ZM79 223H80V221H79ZM85 223H86V221H85ZM96 223H97V222H96ZM109 223H110V222H109ZM117 223H118V222H117ZM120 223H122V222L120 221ZM132 223H133V222H132ZM140 223H141V222H140ZM144 223H145V222H144ZM160 223H161V222H160ZM187 223H188V222H187ZM221 223H222V222H221ZM230 223H231V222H230ZM232 223H233V222H232ZM243 223H244V222H243ZM243 223H242V226H245V224L243 225ZM86 224H87V223H86ZM86 224H83V225H86ZM93 224H94V222H93ZM113 224H114V223H113ZM136 224H137V223H136ZM161 224H162V223H161ZM207 224H208V223H207ZM211 224H212V223H211ZM248 224H250V223H248ZM257 224H259V223H257ZM260 224H261V223H260ZM94 225H95V224H94ZM103 225H104V223H103ZM105 225H106V224H105ZM115 225H116V224H115ZM146 225H148V224H146ZM223 225H224V224H223ZM252 225H254L253 222H252ZM88 226H89V225H88ZM91 226H92V225H91ZM117 226H119V225H117ZM159 226H160V225H159ZM159 226H158V227H159ZM185 226H186V225H185ZM208 226H209V225H208ZM210 226H212V225H210ZM255 226H256V225H255ZM255 226H254V227H255ZM259 226H260V225H259ZM110 227H111V226H110ZM114 227H115V226H114ZM114 227H111V228H113V229H116V228H117V227H116V228H114ZM152 227H153V225H152ZM217 227H218V225H217ZM220 227H221V226H220ZM228 227H229V226H228ZM238 227H239V226H238ZM240 227H241V226H240ZM251 227H252V226H251ZM251 227H250V228H251ZM92 228H94V227H92ZM97 228H98V227H97ZM104 228H105V227H104ZM128 228H129V227H128ZM206 228H207V226H206ZM213 228H214V227H213ZM213 228H211V229H213ZM236 228H237V227H236ZM243 228H245V227H243ZM243 228H242V229H243ZM252 228H253V227H252ZM81 229H82V228H81ZM148 229H149V228H148ZM148 229H147V230H148ZM161 229H163V228H160V231H161ZM214 229H215V228H214ZM219 229H220V228H219ZM240 229H241V228H240ZM240 229H239V230H240ZM247 229H248V228H247ZM40 230H41V229H40ZM79 230H80V229H79ZM95 230H96V229H95ZM97 230H98V229H97ZM97 230H96V231H97ZM107 230H108V229H107ZM127 230H128V229H127ZM141 230H142V229H141ZM141 230H140V231H141ZM163 230H164V229H163ZM178 230H180V229H178ZM237 230H238V229H237ZM51 231H52V230H51ZM88 231H89V230H88ZM88 231H87V233H88ZM104 231L106 232V230H104ZM112 231H113V230H112ZM114 231H115V230H114ZM128 231H129V230H128ZM204 231H205V230H204ZM208 231H209V229H208ZM219 231H221V230H219ZM219 231H218V232H219ZM246 231H247V230H246ZM248 231H249V229H248ZM44 232H45V231H44ZM79 232H81V231H79ZM105 232H104V234H105ZM125 232H126V231H125ZM152 232H153V231H152ZM157 232H158V231H157ZM179 232H180V231H179ZM181 232H182V231H181ZM190 232H192V231H190ZM199 232H200V231H199ZM227 232H228V231H227ZM249 232H251V231H249ZM68 233H70V232H68ZM114 233H115V232H114ZM137 233H138V232H137ZM155 233H156V232H155ZM160 233H162V232H160ZM204 233H206V232H204ZM209 233H210V231H209ZM232 233H233V230H232ZM236 233H237V232H236ZM252 233H253V232H252ZM85 234H86V233H85ZM90 234H91V233H90ZM94 234H95V232H94ZM96 234H97V233H96ZM150 234H151V233H150ZM215 234H216V233H215ZM219 234H220V233H219ZM239 234H240V233H238L237 235H239ZM253 234H254V233H253ZM253 234H252V235H253ZM256 234H257V233H256ZM260 234H262V233H260ZM87 235H88V234H87ZM100 235L103 236V233L100 234ZM112 235H113V234H112ZM207 235H208V234H207ZM228 235H229V234H228ZM248 235H249V233H248ZM67 236H68V235H67ZM70 236H71V235H70ZM107 236H108V235H107ZM107 236H106V237H107ZM110 236H111V235H110ZM135 236H136V235H135ZM152 236H153V235H152ZM157 236H158V234H157ZM159 236H161V235H159ZM176 236H177V234H176ZM220 236H221V235H220ZM245 236H246V235H245ZM256 236H257V235H256ZM261 236H262V235H261ZM76 237H77V236H76ZM90 237H91V236H90ZM121 237H122V236H121ZM123 237H124V236H123ZM153 237H154V236H153ZM221 237H224V238H225V234H224V236H221ZM226 237H227V235H226ZM247 237H248V236H247ZM80 238H81V237H80ZM80 238H79V239H80ZM110 238H112V237H110ZM113 238H116V237H113ZM113 238H112V239H113ZM119 238H120V237H119ZM135 238H136V237H135ZM149 238H150V237H149ZM154 238H155V237H154ZM161 238H163V237H161ZM224 238H223V239H224ZM255 238H256V237H255ZM67 239H68V238H67ZM91 239H92V238H91ZM96 239H97V238H96ZM107 239H108V241H109V238H107ZM117 239H118V238H117ZM133 239H134V238H133ZM133 239H131V240H133ZM145 239H146V238H145ZM98 240H99V239H98ZM98 240H97V241H98ZM100 240H101V239H100ZM134 240H135V239H134ZM152 240H153V238H152ZM175 240H176V239H175ZM214 240H215V239H214ZM214 240H213V241H214ZM224 240H226V238H225ZM229 240H230V239H229ZM229 240H228V242H229ZM231 240H232V239H231ZM239 240H240V239H239ZM239 240H237V242H240V241H241V240H240V241H239ZM263 240H264V239H263ZM72 241H73V240H72ZM119 241H120V240H119ZM145 241H146V240H145ZM149 241H151V238H150ZM149 241H147V242H149ZM158 241L160 242V239H159ZM210 241H211V240H210ZM216 241H217V240H216ZM220 241H221V240H220ZM220 241H219V242H220ZM60 242H61V241H60ZM70 242H71V241H70ZM98 242H99V241H98ZM100 242H101V241H100ZM103 242H104V241H103ZM114 242H115V243H114L113 245L115 246V244L117 243V241L114 240ZM121 242H122V241H121ZM147 242H146V243H147ZM174 242H175V241H174ZM176 242H177V241H176ZM207 242H209V241H207ZM219 242H218V244H219ZM232 242H233V241H232ZM249 242H250V241H249ZM90 243H91V242H90ZM95 243H96V242H95ZM109 243H110V242H109ZM111 243H113V242H111ZM126 243H127V242H126ZM134 243H135V242H134ZM157 243H158V242H157ZM161 243H162V242H161ZM226 243H227V242H226ZM246 243H247V242H246ZM215 244H216V243H215ZM229 244H230V243H229ZM232 244H233V243H231L230 245H232ZM262 244H263V243L261 242V245H262ZM97 245H98V243H97ZM110 245H111V244H110ZM113 245H112V246H113ZM145 245H148V244H145ZM223 245H224V244H223ZM233 245H235V244H233ZM240 245H241V242H240ZM243 245H244V244H243ZM249 245H250V244H249ZM73 246H75V245H73ZM77 246H78V245H77ZM100 246H101V245H100ZM138 246H140V245H138ZM143 246H144V243H143ZM143 246H141V248H142ZM150 246H151V245H150ZM216 246H217V244H216ZM216 246H215V247H216ZM227 246H228V245H227ZM80 247H81V246H80ZM85 247H86V246H85ZM88 247H89V246H88ZM103 247H104V245H103ZM110 247H111V246H110ZM115 247H116V246H115ZM160 247H161V245H160L158 248H160ZM164 247H165V246H164ZM172 247H173V246H172ZM210 247H211V246H210ZM213 247H214V246H213ZM218 247H219V246H218ZM222 247H223V246H222ZM222 247H221V248H222ZM224 247H225V245H224ZM242 247H243V246H242ZM101 248H102V247H101ZM107 248H108V244H107ZM175 248H176V247H175ZM219 248H220V247H219ZM229 248H230V247H229ZM231 248H232V247H231ZM233 248H234V247H233ZM239 248H240V246H239ZM243 248H244V247H243ZM243 248H242V249H243ZM81 249H82V248H81ZM94 249H96V247H94ZM98 249H100L99 246H98ZM110 249H111V248H110ZM110 249H109V250H110ZM112 249H116V248H112ZM128 249H129V248H128ZM130 249H131V248H130ZM135 249H136V248H135ZM137 249H138V248H137ZM137 249H136V250H137ZM142 249H143V248H142ZM160 249H161V248H160ZM166 249H167V248H166ZM166 249H165V250H166ZM210 249H211V248H210ZM217 249H218V248H217ZM223 249H224V248H223ZM83 250H84V248H83ZM87 250H88V249H87ZM91 250H93V248H91ZM91 250H90V251H91ZM101 250H102V249H101ZM117 250H118V249H117ZM152 250H153V249H152ZM163 250H164V249H163ZM232 250H233V249H231V254H232ZM249 250H250V249H249ZM263 250H264V249H263ZM75 251H76V249H75ZM106 251H107V250H106ZM106 251H105V252H106ZM114 251H116V250H114ZM148 251H149V250L145 251V253H148ZM157 251H158V250H157ZM209 251H210V250H209ZM223 251L225 252L226 250H223ZM223 251H218L219 253H218L217 255L221 254ZM233 251H234V250H233ZM240 251H241V250H240ZM247 251H248V247H247ZM251 251H252V250H251ZM251 251H250V252H251ZM85 252H87V251H85ZM98 252H99V251H98ZM108 252H109V251H108ZM110 252H113V251H110ZM120 252H121V251H120ZM127 252H128V251H127ZM151 252H152V251H151ZM155 252H156V251H155ZM211 252H212V251H211ZM220 252H221V253H220ZM226 252H227V251H226ZM235 252H236V250H235ZM248 252H249V251H248ZM252 252H253V251H252ZM78 253H80V252H78ZM89 253H90V252H89ZM96 253H97V252H96ZM96 253H95L94 255L99 254V253H97V254H96ZM137 253H138V252H137ZM163 253H164V252H163ZM208 253H209V252H208ZM212 253H213V252H212ZM233 253H234V252H233ZM236 253H237V252H236ZM241 253L243 254V252H241ZM80 254H83V253H80ZM84 254H85V253H84ZM86 254H88V252H87ZM91 254H92V251H91ZM135 254H136V252H135ZM142 254H143V253H142ZM156 254H157V253H156ZM198 254H199V253H198ZM200 254H201V253H200ZM214 254H215V253H214ZM224 254H227V253H224ZM238 254H239V253H237V255H238ZM248 254H249V253H248ZM248 254H246V255H248ZM102 255H103V254H102ZM104 255H105V254H104ZM104 255H103V257L106 256V255H105V256H104ZM108 255H109V254H108ZM115 255L117 256V254H114V257H115ZM118 255H120V254L118 253ZM140 255H141V254H140ZM149 255H150V253H149ZM153 255H154V254H153ZM161 255H162V249H161ZM204 255H205V254H204ZM215 255H216V254H215ZM233 255H234V254H233ZM233 255H232V256H233ZM69 256H70V259H69V258H68V259L71 260V257H72V256H71V255H69ZM90 256H91V255H90ZM128 256H129V255H128ZM130 256H131V255H130ZM132 256H133V255H132ZM156 256H157V255H156ZM207 256H208V255H207ZM234 256H236V255H234ZM125 257H126V256H125ZM163 257H164V255H163ZM202 257H204V256H202ZM205 257H206V256H205ZM237 257H238V256H237ZM248 257H249V256H248ZM256 257H257V256H256ZM261 257H264V256H261ZM261 257H259V258H261ZM74 258H75V257H74ZM82 258H83V257H82ZM91 258H92V256H91ZM94 258H96V257L94 256ZM105 258H106V257H105ZM108 258H109V257H108ZM131 258H132V257H131ZM139 258H140V257H139ZM142 258H143V257H142ZM149 258H150V256H149ZM155 258H156V257H155ZM227 258H230V257H227ZM244 258H245V257H244ZM257 258H258V257H257ZM83 259H85V257H84ZM88 259H89V257H88ZM99 259H101V258H99ZM125 259H127V258H125ZM163 259H164V258H163ZM178 259H179V258H178ZM188 259H189V258H188ZM230 259H231V258H230ZM247 259H248V258H246L245 260H247ZM64 260H65V258H64ZM77 260H78V259H77ZM90 260H91V259H90ZM92 260H93V258H92ZM113 260H114V259H113ZM117 260H118V259H117ZM128 260H129V259H127V261H128ZM143 260H144V258L142 259V261H143ZM147 260H148V259H147ZM151 260L154 261V259H151ZM164 260H165V259H164ZM219 260H221V258H220ZM235 260L237 261V259H235ZM254 260H255V259H254ZM80 261H81V259H80ZM95 261H97V260L95 259ZM124 261H126V260H124ZM124 261H123V262H124ZM140 261H141V260H140ZM140 261H139V262H140ZM155 261H156V260H155ZM162 261H163V260H162ZM260 261H261V260H260ZM75 262H76V261H75ZM82 262H83V261H82ZM82 262H80V263H82ZM85 262H86V261H85ZM90 262H91V261H90ZM111 262H112V261H111ZM148 262H149V260H148ZM158 262H159V261H158ZM173 262H174V261H173ZM209 262H210V261H209ZM221 262H223V261L221 260ZM240 262H241V260H240ZM240 262H239V263H240ZM243 262H244V261H243ZM243 262H242V264H243ZM257 262H259V261L257 260ZM69 263H70V262H69ZM102 263H103V262H102ZM113 263L116 264L115 261H113ZM141 263H142V262H141ZM160 263H161V262H159V264H160ZM193 263H194V262H193ZM197 263H198V261H197ZM201 263H202V262H201ZM230 263H232V262H230ZM252 263H253V262H252ZM262 263H263V262H262ZM86 264H87V263H86ZM97 264H98V263H97ZM99 264H100V263H99ZM108 264H109V263H108ZM122 264H123V263H122ZM132 264H133V263H132ZM143 264H145V263H143ZM147 264H149V263H147ZM162 264H164V261H163ZM173 264H174V263H173ZM185 264H186V263H185ZM227 264H229V263H227Z\"/></svg>", "mask_w": 264, "mask_h": 264}]
</instances>
